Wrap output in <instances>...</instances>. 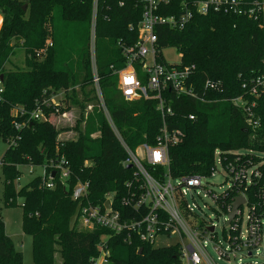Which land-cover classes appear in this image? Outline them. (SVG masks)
I'll return each mask as SVG.
<instances>
[{"label":"trees","instance_id":"16d2710c","mask_svg":"<svg viewBox=\"0 0 264 264\" xmlns=\"http://www.w3.org/2000/svg\"><path fill=\"white\" fill-rule=\"evenodd\" d=\"M92 3L93 0H0V80L4 87L0 139L7 143L0 160L3 204L14 205L17 197L22 198L21 229L32 239V264H54L56 254L61 264H92L99 255V244L106 247L108 264H181L176 245L155 248L126 231L112 233L101 227L85 230L71 222L77 209L71 191L77 181L88 183L92 204H101L104 195L110 193L116 209L132 214L120 203L132 171L123 165L125 154L101 109L93 113L96 129L82 130L77 123L72 140L57 139L58 130L47 120H27L36 103L57 90L66 95L62 98L64 107H69L71 101L82 108L85 102L96 99L94 86L85 88L93 84L88 48ZM178 12V0H170L162 14ZM140 16L139 0L96 2L95 65L99 87L115 128L131 148L153 144L160 124L156 100L126 101L117 88L115 72L125 65L120 44L128 46L136 41ZM155 31L158 60L164 61V48L173 47L180 54V65L194 67L196 92L203 91L207 79L216 85L205 92L208 100L204 102L164 91L173 111L169 128L181 131L178 140L168 146L171 174L209 175L217 150L223 165L231 162L259 172V177L254 178L256 184L249 185L245 193L257 211H264V87L255 82L264 75V12L257 18L232 11L194 14L181 30L160 25ZM15 47L24 52L25 70L4 68ZM39 54H44L42 59L36 58ZM73 55L77 58L73 68L82 72L80 80L69 66ZM65 56L67 60H63ZM135 70L145 83L147 76L138 63ZM78 80L87 84L79 100L66 93ZM254 87L256 94L251 90ZM236 97L238 105L232 101ZM20 110L25 114L19 115ZM82 117L81 113L78 122ZM14 122L22 126L15 129ZM93 132L98 136L91 138ZM61 156L70 169L65 181L54 172L50 173L54 182L51 189L42 185L41 175L17 190L13 187V180L21 175L19 166H43ZM0 264H22V254L13 247L1 216Z\"/></svg>","mask_w":264,"mask_h":264},{"label":"built area","instance_id":"2783aa9c","mask_svg":"<svg viewBox=\"0 0 264 264\" xmlns=\"http://www.w3.org/2000/svg\"><path fill=\"white\" fill-rule=\"evenodd\" d=\"M139 1L141 16L137 25V39L132 45L120 44L125 65L115 72L117 88L126 101L141 98L156 100V110L160 114L158 133L153 144L141 143L131 148L122 140L110 118L102 99L96 73L97 0H93L88 43L92 83L96 88L104 117L125 154L123 165L131 166L130 178L125 182L126 194L122 196L120 203L129 207L132 214L121 213L116 209L113 194L110 193L104 195L101 204H92L88 199V183L77 181L71 191V198L77 202V209L73 216L75 226L85 230L101 227L112 233L126 231L128 234L135 235L140 242L152 246L157 236L175 233L179 238L176 246L181 264H217L207 250L209 243L217 255L216 260L223 258L227 264L230 263L231 258H235L237 252H243L245 256L252 257L253 251L257 250L264 238V211H257L253 200L245 191L249 185L256 184L254 178L259 177V172L257 170L253 172L248 167H238L231 162L223 165L217 150L214 152V168L209 175L173 176L169 170L168 146L178 140L181 131L177 128H169L172 124L169 118L173 116V111L169 105V98L163 95L164 91L168 89L176 96H187L204 102L208 100L205 98V92L215 89L216 85L207 79L203 84V91L199 94L195 91L196 79L193 78V66H182L180 63L172 65L165 60H158L155 29L162 25L181 30L194 14L205 16L210 12L232 11L257 18L264 12V0H178L179 12L172 15L162 14L170 0ZM120 5H122L121 2ZM47 46H51L50 41H47ZM135 63L141 66L142 72L147 76L145 83L138 77ZM255 82L264 87V75L257 78ZM251 90L253 94H256L255 87ZM3 92L4 87L0 80V101ZM53 96L54 94H49L36 103L27 120H47L44 109L53 107ZM232 101L238 105V97L233 98ZM18 114L22 116L25 112L20 110ZM192 117L189 115V118ZM21 126V123L14 122L15 129ZM42 169V185L49 189L54 187L50 173L58 172L62 181L70 175L68 163L62 156L50 160L42 166ZM216 173L222 175V182L228 181L226 187L223 188L221 185L217 186V190L213 189L208 179ZM190 190H196L197 195L203 192L202 196L210 197L225 213L226 219L222 233L227 243L226 247H222L219 242L211 241L215 240V227L196 210L193 203L188 202L186 197ZM238 196L244 201L227 223L231 204ZM191 197L193 200L192 195ZM244 206H247L248 210L243 230L241 225ZM224 226L227 228V235L224 232ZM209 227L213 228L212 231ZM99 250V255L93 258L92 264H108L106 247L99 244ZM242 264H264V262Z\"/></svg>","mask_w":264,"mask_h":264},{"label":"rangeland","instance_id":"374dc122","mask_svg":"<svg viewBox=\"0 0 264 264\" xmlns=\"http://www.w3.org/2000/svg\"><path fill=\"white\" fill-rule=\"evenodd\" d=\"M1 19V16H0ZM1 26V20H0ZM260 26L263 27V24ZM89 43V42H88ZM79 46L76 45V48ZM14 53L9 56L8 62L5 64V70H25L26 69V60L24 52L21 48L15 47ZM163 59L172 65H176L180 63V54L175 50L173 47L164 48L162 50ZM76 54V53H75ZM44 54L36 55L37 59H42ZM67 56L63 57V60L66 59ZM67 60V59H66ZM77 58L75 55L69 61V66L73 70L74 65L76 66ZM264 63V62H263ZM74 69L76 75H78L79 80L82 79V72ZM77 81L76 84L69 88L66 92L68 96H73V98L78 99L82 96V89L87 85H82ZM94 86L93 84H89L85 88H90ZM95 94L96 99L92 98L90 101L85 102L82 105V108L78 104H73L70 101L69 107H64L65 105L62 103V98L66 95L62 90H57L54 93V106L47 110V121L53 125L57 131V139L59 140H72L76 137L77 132L74 130L75 125L78 123L79 127L82 130H86L87 127L94 130L96 129V118L94 116L95 110H100V102L98 100V95L96 88ZM73 92L75 94H73ZM102 95V94H101ZM89 96H93V93ZM102 111V109H101ZM83 115L82 120L78 122L80 115ZM95 118V119H94ZM98 136L97 132H93L91 134V138H95ZM138 146V145H137ZM7 148V143L0 139V160L1 156L3 155L4 151ZM140 151V150H139ZM259 160L258 162H260ZM21 175L18 179L13 180V187L17 190L21 186L25 185L29 182L33 177L42 175L43 169L42 166H33L30 167L29 165H21L18 167ZM31 168V169H30ZM218 169L221 171L220 167ZM222 175L216 173L213 177L208 179V182L212 184L213 189L217 190V186L226 187L228 184L227 182H222ZM2 190H3V177L0 167V216L4 222V229L6 234L10 237L13 247L20 251L22 254V264H32V239L29 235L23 233L21 229V218H22V198L17 197L15 199L14 205L5 206L2 201ZM203 192H199L196 194V190H190L187 192V200L191 204L193 203L196 207V210L201 213L205 219H207L208 223L212 224L215 227L216 235L215 240H211L212 242H219L222 247H226L227 243L225 238H223V225L226 219V215L223 211L219 209V207L211 200L210 197L202 196ZM193 196V200L192 197ZM243 215H242V229H245V216L247 214V206L242 208ZM74 221V218H71V222ZM224 232L227 235V228L224 226ZM263 233H264V226H263ZM179 242V238L175 233L169 234H162L156 237L154 247H164V246H175ZM207 250L211 255L212 259L217 264H227L224 259L216 260L217 255L212 250V245L209 243L207 244ZM240 260V262L238 261ZM246 262L251 263H260L264 262V238L260 246L257 250L253 251L252 257H247L244 255L243 252H237L235 254V258L230 259L229 264H242ZM54 264H61V258L58 254L55 255Z\"/></svg>","mask_w":264,"mask_h":264},{"label":"water","instance_id":"95a60500","mask_svg":"<svg viewBox=\"0 0 264 264\" xmlns=\"http://www.w3.org/2000/svg\"><path fill=\"white\" fill-rule=\"evenodd\" d=\"M131 166L130 165H127L126 166V168H130ZM52 175H54V172H52ZM243 198L242 197H236L235 198V200L232 202V204H231V212L228 214V221H227V223H229L230 222V220H231V218L234 216V214H235V211H236V209L238 208V206H240L242 203H243ZM212 227H209V230L210 231H212ZM141 251H142V248H139V250H138V253H141Z\"/></svg>","mask_w":264,"mask_h":264},{"label":"crops","instance_id":"0c3cea01","mask_svg":"<svg viewBox=\"0 0 264 264\" xmlns=\"http://www.w3.org/2000/svg\"><path fill=\"white\" fill-rule=\"evenodd\" d=\"M1 20V19H0ZM63 91V90H62Z\"/></svg>","mask_w":264,"mask_h":264}]
</instances>
